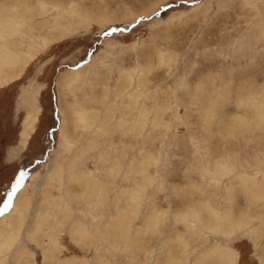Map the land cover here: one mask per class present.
Segmentation results:
<instances>
[{
    "label": "rangeland",
    "instance_id": "374dc122",
    "mask_svg": "<svg viewBox=\"0 0 264 264\" xmlns=\"http://www.w3.org/2000/svg\"><path fill=\"white\" fill-rule=\"evenodd\" d=\"M0 262L264 264V0H0Z\"/></svg>",
    "mask_w": 264,
    "mask_h": 264
},
{
    "label": "bare ground",
    "instance_id": "6f19581e",
    "mask_svg": "<svg viewBox=\"0 0 264 264\" xmlns=\"http://www.w3.org/2000/svg\"><path fill=\"white\" fill-rule=\"evenodd\" d=\"M28 129V128H27ZM27 133H28V131H27ZM26 137V136H25ZM26 140V139H25ZM14 227V226H13ZM1 263V262H0Z\"/></svg>",
    "mask_w": 264,
    "mask_h": 264
},
{
    "label": "snow or ice",
    "instance_id": "6c2138e0",
    "mask_svg": "<svg viewBox=\"0 0 264 264\" xmlns=\"http://www.w3.org/2000/svg\"><path fill=\"white\" fill-rule=\"evenodd\" d=\"M17 184H18V182H17ZM13 191H14V189H13Z\"/></svg>",
    "mask_w": 264,
    "mask_h": 264
}]
</instances>
